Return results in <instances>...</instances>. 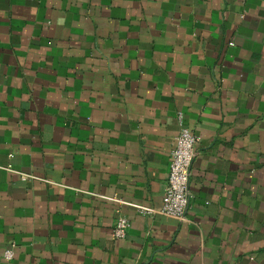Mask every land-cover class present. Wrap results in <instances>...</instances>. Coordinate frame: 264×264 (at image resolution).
Segmentation results:
<instances>
[{"label":"crops","instance_id":"0c3cea01","mask_svg":"<svg viewBox=\"0 0 264 264\" xmlns=\"http://www.w3.org/2000/svg\"><path fill=\"white\" fill-rule=\"evenodd\" d=\"M0 264H264V0H0Z\"/></svg>","mask_w":264,"mask_h":264},{"label":"built area","instance_id":"2783aa9c","mask_svg":"<svg viewBox=\"0 0 264 264\" xmlns=\"http://www.w3.org/2000/svg\"><path fill=\"white\" fill-rule=\"evenodd\" d=\"M200 138L187 126H183L175 140L171 152L170 170L166 184L164 202L161 213L188 221V212L191 207L190 181L197 145ZM22 180L37 178L35 175L23 171H16ZM130 222L125 215H119L114 225V235L118 239L126 237ZM8 259L13 257L11 249L5 251Z\"/></svg>","mask_w":264,"mask_h":264}]
</instances>
